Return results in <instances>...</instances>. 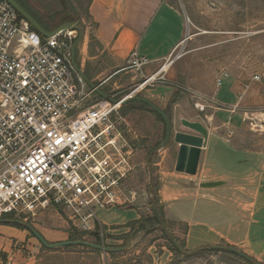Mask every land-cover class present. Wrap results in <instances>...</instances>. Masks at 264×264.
I'll use <instances>...</instances> for the list:
<instances>
[{"label": "rangeland", "instance_id": "rangeland-1", "mask_svg": "<svg viewBox=\"0 0 264 264\" xmlns=\"http://www.w3.org/2000/svg\"><path fill=\"white\" fill-rule=\"evenodd\" d=\"M20 1L30 13L44 17L62 9L65 3L66 11L80 22V27L91 22L87 16L89 0ZM169 1L184 12L187 23L185 38L173 54L151 73L133 71L134 68L127 64L126 70L108 84L95 82L106 93L118 99L132 93L134 96L147 97L165 110L172 120V138L163 148L172 147L166 159H163L165 153H161L163 148L159 146L166 134V123L154 109L143 102H133L121 104L113 115L115 125L133 149L134 169L126 179L123 190L125 193H133L135 201L126 205L145 209L141 217L142 223L130 222L127 224L130 227L129 232L119 235L108 233L107 227L103 225L105 240L101 238L99 243L98 237L92 233L94 231L77 228L70 220L69 213L55 206L40 210L36 215L2 217L22 220L39 233L45 227L56 229L65 224L69 230V240L126 247L115 256L110 252L82 245L48 248L26 226L9 223L32 239L21 242L18 237H13L23 254L33 256L36 264H151L153 259H150L148 247L152 244L155 245V253L158 255L165 251L172 252L169 264H248L239 256L223 251L208 249L198 254H184L177 250L176 253L171 237H175L182 245L185 225L169 220L165 223L161 215L160 189L166 184H180V180H183L165 175L168 169L173 168L169 155L175 150L173 144L176 143L177 129L200 136L204 141L212 132V142L214 138L219 141L221 136V142L239 149L238 154L233 153L232 159H244L243 154L248 152L253 155L248 157V164L264 163V0ZM45 25L49 28L48 24ZM77 51L78 46L76 62L80 66ZM167 62H170L169 67L162 70ZM223 71L229 72V80L238 95L237 116L229 124L227 110L231 106L226 101L219 102L214 99L219 89L220 95L228 94L225 82L219 87L216 81ZM156 73L155 78L149 80L143 88L139 87L149 76ZM255 76H259V79ZM102 99L105 100L94 94L89 97L88 104ZM257 168L263 169L262 166ZM249 169L250 167L236 169L238 172L232 177L234 182L227 188L239 189L242 184L244 191L251 189L250 183H247L251 179L246 178ZM213 171L206 167L202 175L192 177L193 182L198 183L213 176ZM185 176L187 179L184 180L191 178ZM155 207L159 209L162 225L158 219L153 218L156 215ZM70 236L81 239H71ZM22 237L24 238L23 235ZM1 256L6 262L9 261L4 254Z\"/></svg>", "mask_w": 264, "mask_h": 264}, {"label": "built area", "instance_id": "built-area-1", "mask_svg": "<svg viewBox=\"0 0 264 264\" xmlns=\"http://www.w3.org/2000/svg\"><path fill=\"white\" fill-rule=\"evenodd\" d=\"M77 33L44 36L0 0V218L55 206L104 241L98 211L135 201L123 190L133 149L113 121L118 106L88 104L100 95L73 64ZM128 62L142 73L148 59L133 52ZM229 77L223 71L217 85Z\"/></svg>", "mask_w": 264, "mask_h": 264}, {"label": "crops", "instance_id": "crops-1", "mask_svg": "<svg viewBox=\"0 0 264 264\" xmlns=\"http://www.w3.org/2000/svg\"><path fill=\"white\" fill-rule=\"evenodd\" d=\"M87 16L91 22L81 27L83 37L77 51L79 67L90 80L101 81L103 85L126 70L133 52L148 59L142 73L156 70L181 45L187 27L184 12L169 0H89ZM225 85L227 96L220 95L219 89L214 99L226 101L231 106L227 110L229 124L237 116L238 95L229 78ZM178 132L181 131L177 129ZM213 135L212 132L208 134L201 147L195 173L176 169L180 145L177 142L173 144L175 150L169 155L173 168L168 169L165 175L183 180L180 184H166L160 189L163 220L185 225L182 243L188 253L212 245H226L264 262V163L248 164V157H253L248 152L243 154L244 159H232L233 153L238 154L239 149L221 142V136L219 141L214 138L212 142ZM170 147L161 150L165 153L163 159L168 156ZM258 166L263 169H258ZM206 167L209 171L213 169L214 175L194 183L192 177L202 175ZM241 167H250L246 178L251 179L247 183L252 188L244 191L242 184L239 189L227 188L234 182L232 177L238 172L235 170ZM185 175L191 178L184 180L187 179ZM143 213L145 209L142 207L119 205L99 210L98 216L108 233L119 235L128 233L130 227L127 224L141 219ZM40 232L50 243L69 240L65 224L56 229L45 227ZM23 233L9 223L0 222V264L7 263L2 254L8 262L36 264L34 257L23 254L13 239L16 236L21 242L32 240ZM148 252L153 258L151 264H169L172 259V252L155 253L154 244L148 247Z\"/></svg>", "mask_w": 264, "mask_h": 264}, {"label": "water", "instance_id": "water-1", "mask_svg": "<svg viewBox=\"0 0 264 264\" xmlns=\"http://www.w3.org/2000/svg\"><path fill=\"white\" fill-rule=\"evenodd\" d=\"M7 1L9 3H11L17 9V11L24 18H26L44 36H50V35L56 33L57 31H59L63 28H72V29L78 30L79 37L76 39V41L74 42V45H73L72 59H73V64H74L76 70L79 72V74L85 79V81L88 83V85L92 89H94L101 97H103L106 100L111 101L112 103L121 105V104H126L130 101H133V100H138V101H142V102L148 104L152 109L157 111L166 123V134H165L164 140L161 143V145L159 146V148H163V147L167 146V144L169 143L171 136H172V120L165 110H163L161 107H159L157 104H155L149 98L141 96V95L134 96L133 94H131V95L126 96L122 99L115 98V97L109 95L108 93H106L101 88L100 85H98L95 82H93L92 80H90L87 77V75L85 74V72L79 67V65L76 62V48L82 40L83 31H82V28L80 27V22L78 20H66V21L59 23L57 26L53 27L52 29H47L20 2H18L17 0H7ZM64 7L66 9L65 3H64ZM66 16H72V15L67 14ZM195 126L197 128H200V126L197 124ZM175 140L180 145L176 169L178 171H186L188 173H195L196 168H197V164H198V160H199V155L201 152V147L203 146V143H204V138H202L200 136H195L192 134L178 132L175 135ZM155 214H156V217H157L159 223L162 225L163 221H162L159 209L157 207H155ZM0 222L17 223V224L26 226L48 248H56V247L71 246V245H82V246H87V247L94 248V249L104 251V252H121V251H124L126 249V247H124V246L111 247V246H107L104 244H97V243H93V242L86 241V240H66V241H62V242L49 243L43 237V235L41 233H39L33 226H31L30 224H28L22 220L0 218ZM171 241H172L173 245L180 252H182L184 254L188 253L184 249V247L177 241V239L175 237H171ZM205 249L216 250V251H228V252H231L233 254L238 255L239 257L245 259L246 261L250 262L251 264H264V262H260L258 260H255L253 257L248 255L247 253L243 252L242 250H240L234 246L212 245V246L206 247Z\"/></svg>", "mask_w": 264, "mask_h": 264}, {"label": "flooded vegetation", "instance_id": "flooded-vegetation-1", "mask_svg": "<svg viewBox=\"0 0 264 264\" xmlns=\"http://www.w3.org/2000/svg\"><path fill=\"white\" fill-rule=\"evenodd\" d=\"M18 2H20L21 4L22 1L20 0H17ZM31 14L45 27L46 25L45 24H55L56 22H63V21H66V20H75L72 16H66L67 14H70L68 11H66L65 7L63 6L62 9L56 11L54 14H50V15H47L45 16L44 18L41 17V15H35L33 12H31ZM47 28V27H45Z\"/></svg>", "mask_w": 264, "mask_h": 264}, {"label": "trees", "instance_id": "trees-1", "mask_svg": "<svg viewBox=\"0 0 264 264\" xmlns=\"http://www.w3.org/2000/svg\"><path fill=\"white\" fill-rule=\"evenodd\" d=\"M23 5V4H22ZM24 6V5H23ZM26 8V7H25ZM101 97V96H100ZM133 102H142V101H138V100H133V101H130V102H128V103H126V104H130V103H133ZM144 103V102H143ZM146 104V103H145ZM148 105V104H147ZM155 111V110H154ZM156 113H158L157 111H155ZM159 114V113H158ZM160 115V114H159ZM160 117H161V115H160ZM162 118V117H161ZM164 120V119H163ZM7 216H11V215H7ZM153 218L154 219H156L157 220V217H156V215L155 216H153ZM136 223H142V221H141V219H139L138 221H136ZM143 226V225H142ZM94 235H96L97 237H98V242L100 243L101 242V236H100V232H99V230L98 229H96L94 232H92ZM70 238L71 239H81L80 237H74V236H70ZM174 246V245H173ZM182 246L184 247V244L182 243ZM175 247V246H174ZM174 249V251L176 252V253H178L177 252V248L175 247V248H173ZM206 250H208V249H204V250H199V251H197V252H194L193 254H198V253H200V252H206ZM210 250V249H209ZM212 251H216V250H212ZM223 252H226V253H231V252H228V251H223ZM117 253L118 252H110V254L112 255V256H115V255H117ZM231 254H233V253H231ZM233 255H236V254H233ZM186 256H189V255H186ZM236 256H238V255H236ZM241 258V257H240ZM150 259L152 260L153 258H152V256L150 255ZM241 259H243V258H241ZM244 261H246L245 259H243ZM248 264H251L250 262H248V261H246Z\"/></svg>", "mask_w": 264, "mask_h": 264}, {"label": "bare ground", "instance_id": "bare-ground-1", "mask_svg": "<svg viewBox=\"0 0 264 264\" xmlns=\"http://www.w3.org/2000/svg\"><path fill=\"white\" fill-rule=\"evenodd\" d=\"M169 65H170V62H167L163 67H162V70H166L168 67H169ZM155 76H156V74H155ZM154 76V77H155ZM153 77V78H154ZM148 83V81H145V82H143V83H141L140 84V88H143L146 84ZM130 95V94H129ZM129 95H127V96H129ZM116 106H120V104H116Z\"/></svg>", "mask_w": 264, "mask_h": 264}]
</instances>
